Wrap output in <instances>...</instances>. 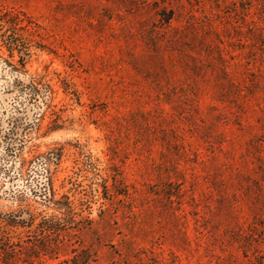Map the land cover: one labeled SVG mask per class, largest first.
<instances>
[{
  "label": "rangeland",
  "instance_id": "obj_1",
  "mask_svg": "<svg viewBox=\"0 0 264 264\" xmlns=\"http://www.w3.org/2000/svg\"><path fill=\"white\" fill-rule=\"evenodd\" d=\"M3 31L0 247L264 264V0H0Z\"/></svg>",
  "mask_w": 264,
  "mask_h": 264
},
{
  "label": "trees",
  "instance_id": "obj_2",
  "mask_svg": "<svg viewBox=\"0 0 264 264\" xmlns=\"http://www.w3.org/2000/svg\"><path fill=\"white\" fill-rule=\"evenodd\" d=\"M166 22H170L172 19V12H169V16L164 18ZM163 19V20H164ZM0 36H4L7 39V46L12 51L17 48V39L10 37L6 34V31L0 33ZM9 37V38H8ZM58 204L65 210V214L71 212V206L68 201H59ZM40 234L44 238H49L50 232L56 230H63L60 220L55 216L44 217L41 222ZM59 236V234H57ZM39 242V238L36 241H32L30 246H23L20 243H11L5 241L0 247V259L3 264H35V258L39 256L41 251H50L53 254L59 255L64 250L65 244L63 239L57 238V242L54 245ZM90 253L77 255L73 257V264H90Z\"/></svg>",
  "mask_w": 264,
  "mask_h": 264
}]
</instances>
